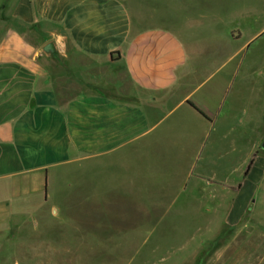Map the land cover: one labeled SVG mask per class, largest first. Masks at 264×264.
<instances>
[{
    "label": "crops",
    "instance_id": "obj_1",
    "mask_svg": "<svg viewBox=\"0 0 264 264\" xmlns=\"http://www.w3.org/2000/svg\"><path fill=\"white\" fill-rule=\"evenodd\" d=\"M204 5L14 0L0 34V233L146 179L227 212L219 261L234 244V264L264 262V52L250 53L264 24L245 40L226 30L262 15Z\"/></svg>",
    "mask_w": 264,
    "mask_h": 264
},
{
    "label": "rangeland",
    "instance_id": "obj_2",
    "mask_svg": "<svg viewBox=\"0 0 264 264\" xmlns=\"http://www.w3.org/2000/svg\"><path fill=\"white\" fill-rule=\"evenodd\" d=\"M197 1L202 5L208 1L210 12L249 9L261 14L250 25L248 20H236L226 26L239 29L244 40L264 24V0ZM13 2L0 0V34L9 25ZM257 44L250 53L255 52L253 59L259 61L264 40ZM136 170L130 165L131 174ZM136 180L126 181L131 185L128 195H98L93 205L71 197L70 211H60L56 223L40 214L18 231L1 232L0 264H234V244L230 250L232 245L227 244L232 254L227 251L225 260L217 259L219 232L225 230L220 240L227 243L235 230L226 234L228 228L222 224L227 212L218 211L208 193L182 196L175 188L160 189L146 179ZM138 183L145 185L143 192L132 188Z\"/></svg>",
    "mask_w": 264,
    "mask_h": 264
},
{
    "label": "water",
    "instance_id": "obj_3",
    "mask_svg": "<svg viewBox=\"0 0 264 264\" xmlns=\"http://www.w3.org/2000/svg\"><path fill=\"white\" fill-rule=\"evenodd\" d=\"M43 51H44L46 54L54 53L55 49H54V45H53V43H47V44L44 46ZM263 149H264V145H263Z\"/></svg>",
    "mask_w": 264,
    "mask_h": 264
},
{
    "label": "trees",
    "instance_id": "obj_4",
    "mask_svg": "<svg viewBox=\"0 0 264 264\" xmlns=\"http://www.w3.org/2000/svg\"><path fill=\"white\" fill-rule=\"evenodd\" d=\"M193 106V105H192ZM194 107V106H193ZM195 108V107H194ZM200 112V111H199ZM201 113V112H200ZM203 115V113H201ZM204 116V115H203Z\"/></svg>",
    "mask_w": 264,
    "mask_h": 264
}]
</instances>
